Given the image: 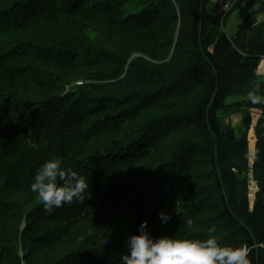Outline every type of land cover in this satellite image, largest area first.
<instances>
[{
	"label": "trees",
	"instance_id": "obj_1",
	"mask_svg": "<svg viewBox=\"0 0 264 264\" xmlns=\"http://www.w3.org/2000/svg\"><path fill=\"white\" fill-rule=\"evenodd\" d=\"M218 6L0 0V264H119L144 221L153 238L215 226L264 264V104L246 99L264 87V0ZM50 159L89 189L47 213L30 185Z\"/></svg>",
	"mask_w": 264,
	"mask_h": 264
},
{
	"label": "clouds",
	"instance_id": "obj_2",
	"mask_svg": "<svg viewBox=\"0 0 264 264\" xmlns=\"http://www.w3.org/2000/svg\"><path fill=\"white\" fill-rule=\"evenodd\" d=\"M246 99L252 105L264 104L262 82L253 81ZM89 189L86 178L71 168H63L60 159L45 161L36 171L30 190L42 202L47 213L75 200H83ZM162 223L169 216L159 213ZM192 220H187L190 227ZM147 229V221L141 223L137 235L126 241L128 254L120 256L119 264H249L246 247L223 246L213 235L215 226L208 228L204 239L161 236L153 238Z\"/></svg>",
	"mask_w": 264,
	"mask_h": 264
},
{
	"label": "crops",
	"instance_id": "obj_3",
	"mask_svg": "<svg viewBox=\"0 0 264 264\" xmlns=\"http://www.w3.org/2000/svg\"><path fill=\"white\" fill-rule=\"evenodd\" d=\"M233 0H223V4H225L226 6L228 5V6H230V4H231V2H232ZM223 9V8H222ZM217 10H219L220 12H223L221 9H220V6H218V9ZM226 11V10H225ZM237 13H235L234 15H233V17L236 15ZM238 14H239V16H240V18H241V12H238ZM242 20V19H241ZM264 21V15H260L259 17H258V22L259 23H262ZM234 23L235 22H231V28L229 29V30H232L233 28H234ZM261 65L262 66H260L259 67V70H258V72H259V74L260 75H264V60L262 61V63H261ZM254 113H256V114H254ZM254 116H256L255 117V119H254ZM259 117H260V112L259 111H256V110H252V120H253V126H252V128H251V130H250V133H249V150H250V161H251V163L254 161V159H255V150H256V144H257V138H256V135H255V128H256V125H257V121H258V119H259ZM252 143V144H251ZM251 145H252V147H251ZM251 148L253 149V151H251ZM253 156V158H252V160H251V157ZM255 185L256 184H254V183H250V187H251V189H252V187L254 186V188H255V191L252 193V194H254V196H255V193L258 191V189H256V187H255ZM253 196V197H254ZM252 197V198H253ZM255 198V197H254Z\"/></svg>",
	"mask_w": 264,
	"mask_h": 264
},
{
	"label": "rangeland",
	"instance_id": "obj_4",
	"mask_svg": "<svg viewBox=\"0 0 264 264\" xmlns=\"http://www.w3.org/2000/svg\"><path fill=\"white\" fill-rule=\"evenodd\" d=\"M215 3L217 4V5H219L220 6V9L223 11V10H226V5L225 4H222L223 3V1H221V0H215ZM228 6V5H227ZM223 8V9H222ZM232 19H234L233 20V22H235L234 24L235 25H233L234 26V30L239 26V23L241 22V18H240V16H239V14L237 13L234 17H232ZM262 63V62H261ZM260 66H262L261 64H260ZM259 66V67H260ZM254 114H256V113H254ZM244 115V111L243 110H241L240 112H238V113H235V114H233V116H231L230 118H228V120L226 121L227 123H230L231 125H233V127L235 128V130L237 131V132H239L240 131V129H241V117ZM255 117L256 116H254V119H255ZM252 126H253V120H252ZM252 126H251V128H252ZM251 151H252V149H251ZM252 158H253V156L251 157V160H252ZM255 191V188H254V186L252 187V193ZM252 195H254V194H252Z\"/></svg>",
	"mask_w": 264,
	"mask_h": 264
}]
</instances>
